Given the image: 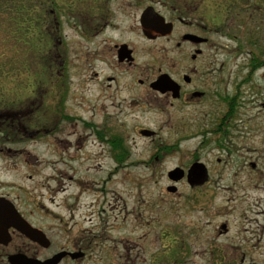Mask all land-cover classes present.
Masks as SVG:
<instances>
[{"label":"rangeland","instance_id":"obj_1","mask_svg":"<svg viewBox=\"0 0 264 264\" xmlns=\"http://www.w3.org/2000/svg\"><path fill=\"white\" fill-rule=\"evenodd\" d=\"M5 22L13 28L4 24L0 30V61L23 62L31 72L37 70L39 62L30 47L15 41H19V34L14 22ZM1 35L8 39L7 47ZM60 37L63 49L57 61L62 66V81H55L60 68L56 63L53 76H46L40 93L50 106L32 108L26 119L32 129L50 123L53 128L48 125L47 129L52 133L5 146L14 151V164L0 174V182L13 186L8 191L17 205L46 231L52 251L71 238L96 237L92 262L84 264H264V69L248 75L245 53L251 48L246 45L248 50L234 54L223 49L221 54L223 78L227 79L222 95L233 94L238 84L242 93L231 153L199 147L201 136L196 131L201 118L192 113L169 117L137 112L130 115L124 110L118 119L111 115L115 124L126 127L123 135L129 159L117 164L109 156L110 149L91 138L86 129L90 117L81 111L69 112L75 97L79 102L83 98V104L88 100V92L77 86L78 79H86L88 73L83 71L85 48L81 40L66 25ZM221 43L234 47L225 39ZM146 61L144 56L139 63ZM77 64L82 68L79 76ZM240 66L242 70H238ZM13 67L23 80L28 77L25 68ZM60 83L67 88L62 100L69 116L53 119L51 101ZM37 84L32 82L28 89L37 90ZM19 85L25 88L27 81ZM20 100L11 98L15 104ZM100 120L94 117V122ZM140 128L157 133L156 140L140 136ZM77 138L79 143L75 144ZM4 140L0 134V143ZM159 143L177 146L166 154L160 151L162 156L156 161ZM25 154L27 164L21 160ZM194 156L210 169V180L202 194L192 192L185 180L176 186L166 177L175 167H187ZM218 158L229 164L218 165ZM171 186L177 191L167 192ZM259 212L262 214L257 216ZM221 224L227 225L226 233L219 234ZM195 227L201 229L198 239L186 234ZM165 229L179 231L185 238L184 258L179 262L180 241Z\"/></svg>","mask_w":264,"mask_h":264},{"label":"flooded vegetation","instance_id":"obj_2","mask_svg":"<svg viewBox=\"0 0 264 264\" xmlns=\"http://www.w3.org/2000/svg\"><path fill=\"white\" fill-rule=\"evenodd\" d=\"M8 1L10 2L0 0V4L7 5ZM40 10L42 13L36 16L38 23L32 25V29L38 27L41 33H48L56 59L60 60L62 57L63 43L60 34L65 25L81 40L80 44L85 48L81 59L85 62L83 71L88 76L86 79L80 77L77 86L82 92H88V100L83 104V98L79 102V98L75 97V104L69 112L81 111L90 117L86 129L99 146L110 149L109 156L114 162L120 164L129 159L126 136L123 135L126 127L118 122L115 124L111 117L114 115L118 119L117 115L124 110H128L130 115L137 112L165 114L169 117L177 113H192L201 118V125L196 131L201 136L199 147L226 150L227 153L235 149V121L239 116L238 100L242 93L238 84L235 85L233 94L222 95L223 83L227 79L223 78L221 54L223 49H226V53L234 54L243 53L249 48L244 49L254 22L264 20V0H49L48 3L42 0ZM10 16L0 12V30L3 31L4 24L7 29L13 28L10 22H5L11 20ZM142 20L155 22L156 26H144ZM25 25L23 27L26 34L30 25ZM222 39L234 43V47L223 46ZM1 40L7 47L8 39L5 35H1ZM10 40L11 47L13 40ZM157 42L160 43L159 46L156 45ZM25 44L29 46L28 41ZM45 47L44 41L43 48ZM144 56L147 61L140 64L139 60ZM58 65L60 68L59 72L56 71L55 81L61 82L62 66L59 61ZM13 66L25 68L29 75L27 63L0 61V134L5 139L0 143V174L7 172L14 164L12 157L15 153L5 146L47 135L52 133L53 128L49 123L51 129H47L48 125L32 129L28 124L29 120L26 122L32 108L45 107L47 100L40 94L44 77L38 80L37 90L28 89V77L24 79L27 85L23 88L19 85V79L12 78ZM77 67L79 76L82 68L78 64ZM247 68L249 69L248 63ZM242 69L243 66L238 67V70ZM66 91L63 83L56 85L54 89L50 110L53 112V119L69 116L62 100ZM14 97L22 99L20 104L11 101ZM228 100L233 102L231 108H228ZM222 106L225 109L222 110ZM95 116L101 117V120L94 122ZM137 131L140 136L152 141L157 138V133L148 129L140 128ZM142 131L148 134L143 135ZM77 140L78 138L75 139V144L79 143ZM175 146L177 145L169 147L157 144L154 159L158 161L162 156L160 151L166 154L168 149L174 150ZM26 155L21 159L25 164L28 163ZM196 162L205 166L208 179L201 186L190 187V190L195 194H202L201 190L210 180V169L198 156H194L187 167H175L174 169L184 172V177L177 183H171L177 186L184 180L186 182V174ZM216 163L229 164L219 158ZM249 166L255 167L254 164ZM12 188L11 184L0 182V199L6 203V206L1 207L0 215V264L92 262L96 237L71 238L64 246L52 251V242L46 231L31 222L27 212L17 205L12 192H9ZM7 203L13 205L34 232L27 235L4 222L8 218ZM218 229L219 234L228 230L226 224H221ZM166 230L176 235L180 241V252L176 259L179 262L185 250V238L179 231ZM198 230L201 229L195 227L186 234H194L198 239L201 234Z\"/></svg>","mask_w":264,"mask_h":264},{"label":"trees","instance_id":"obj_3","mask_svg":"<svg viewBox=\"0 0 264 264\" xmlns=\"http://www.w3.org/2000/svg\"><path fill=\"white\" fill-rule=\"evenodd\" d=\"M41 6L42 0H10L7 5L0 4V12L10 14V19L14 22L15 28L17 29L16 32L19 34V41L16 39L15 41L17 43L22 41L23 45L26 47L28 46L25 43L28 41L31 51L35 54V61L39 62L37 70L31 72L30 66L27 68L30 72L28 75L29 85L32 84L31 81L37 82L42 77L45 79L46 76H51L50 74L53 76L52 71H54L55 64L57 63L56 53L51 48L52 44L49 42L48 33H41L38 27H35L34 30L32 29V25L38 23L39 20L36 16L42 13L40 10ZM27 23L30 26L28 27V32L25 34V28L23 26H26L25 24ZM252 30L253 31L249 32L250 34L247 37V47L251 49L250 52L245 53L248 57L249 74L256 72L258 69H264V20L254 22ZM23 41H25V43ZM44 41L46 43L45 49L43 48ZM40 42L42 43L41 47ZM14 70L15 67L13 68V74L15 73L13 78L19 79L20 83H22V75L14 72ZM232 104L233 102L228 100V108H231ZM167 151L170 152L169 149Z\"/></svg>","mask_w":264,"mask_h":264},{"label":"water","instance_id":"obj_4","mask_svg":"<svg viewBox=\"0 0 264 264\" xmlns=\"http://www.w3.org/2000/svg\"><path fill=\"white\" fill-rule=\"evenodd\" d=\"M142 22L144 26L145 25L150 27L156 26L154 25L156 24L155 22H150L145 20L144 21L142 20ZM157 26H159V23H157ZM141 134L147 135L148 132L142 131ZM167 177L170 182L177 183L184 177V172L181 169L177 168L170 171ZM207 179H208V174L205 166L198 162L191 165V167L189 168L186 174V182L188 186L191 188L203 185L207 181ZM176 190L177 189L174 186L167 188V192L169 193H174L176 192ZM7 204L9 206V209L7 211L8 218L4 222L8 223L9 226H12L13 228L21 232H24L27 235L30 234L31 232H34L35 230L32 229L29 225H27V223L19 216V214L14 209L13 205L9 203ZM4 206H6V203L3 202L2 199H0V215L2 214L1 207ZM0 221H1V217H0Z\"/></svg>","mask_w":264,"mask_h":264},{"label":"bare ground","instance_id":"obj_5","mask_svg":"<svg viewBox=\"0 0 264 264\" xmlns=\"http://www.w3.org/2000/svg\"><path fill=\"white\" fill-rule=\"evenodd\" d=\"M261 214H262V212H259V213H257L256 215H257V216H260ZM259 218H260V217H259Z\"/></svg>","mask_w":264,"mask_h":264}]
</instances>
